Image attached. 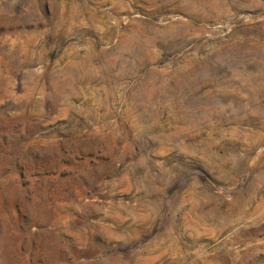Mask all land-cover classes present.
Returning a JSON list of instances; mask_svg holds the SVG:
<instances>
[{
  "label": "rangeland",
  "instance_id": "374dc122",
  "mask_svg": "<svg viewBox=\"0 0 264 264\" xmlns=\"http://www.w3.org/2000/svg\"><path fill=\"white\" fill-rule=\"evenodd\" d=\"M0 264H264V0H0Z\"/></svg>",
  "mask_w": 264,
  "mask_h": 264
}]
</instances>
